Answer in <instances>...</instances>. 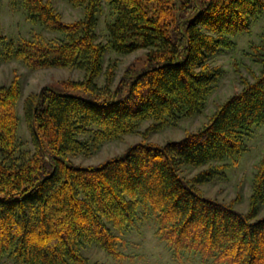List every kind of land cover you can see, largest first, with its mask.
<instances>
[{"label":"trees","instance_id":"trees-1","mask_svg":"<svg viewBox=\"0 0 264 264\" xmlns=\"http://www.w3.org/2000/svg\"><path fill=\"white\" fill-rule=\"evenodd\" d=\"M26 18L57 33L14 44L0 29V60L31 69L84 72L27 96L22 105L34 150H20L14 76L0 85V261L88 264L87 244L120 261L116 231L133 227L139 211L154 216L156 235L179 258L189 252L213 264H264V154L256 165L246 213L201 194L198 185L222 173L264 124V31L253 47L259 73L196 131L157 144L153 132L200 113L220 75L213 57L249 31L264 0H69L82 19L66 23L50 0H22ZM108 7L106 43L97 42V15ZM144 50L114 84L115 64L102 61ZM142 140L97 165H79L103 144L140 133ZM186 169H200L192 177ZM1 263V262H0ZM98 264V263H95Z\"/></svg>","mask_w":264,"mask_h":264},{"label":"rangeland","instance_id":"rangeland-1","mask_svg":"<svg viewBox=\"0 0 264 264\" xmlns=\"http://www.w3.org/2000/svg\"><path fill=\"white\" fill-rule=\"evenodd\" d=\"M61 19L71 23L83 18L84 8L74 7L69 0H50ZM108 7L102 5L97 15V42L106 43V23L110 19ZM0 29L6 41L14 44L22 39H29L35 33H41L46 39H60L57 33L50 32L40 25L31 24L26 18V11L22 0H0ZM264 31V14L259 15L250 25L249 31L236 35L231 39L229 47L223 48L212 59V65L218 66L220 75L207 96L204 108L200 113L190 117H182L175 125L164 127L148 136V140L163 144L169 140H179L184 134L198 130L208 118L237 90L242 87V80L252 81L259 73V65L255 62L253 47L260 43L261 33ZM1 47V45H0ZM144 56V50H137L129 55H118L108 49L102 61V75L97 83L104 84V73L109 65L115 64L114 84L128 65L137 63ZM16 76L19 80L21 96L17 104L18 117L17 137L20 150L31 153L34 150L31 133L24 119L22 105L24 99L33 93H38L42 87L65 80H83L84 72L65 68L31 69L15 59L0 60V85L8 84ZM150 122L140 126V133L127 135L119 141L103 144L89 156H74L72 161L87 166L97 165L115 155L122 154L126 148L142 140L143 131ZM264 154V124L252 129L246 139L245 151L235 160H226L221 164L225 167L219 175L205 184L198 185L202 195L207 198L229 203L235 202L234 208L240 213H246L249 197L252 192V179L256 165ZM200 169H186L185 175L192 177ZM139 211V219L133 227L116 231L119 238L118 248L123 254L120 261L108 256L103 249L95 244H87L82 253L88 264H213L204 261L200 256L184 252L177 258L164 241L156 235L157 225L154 216ZM258 218L264 217V204L261 206ZM0 264H15L12 261H0Z\"/></svg>","mask_w":264,"mask_h":264}]
</instances>
